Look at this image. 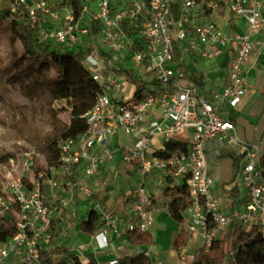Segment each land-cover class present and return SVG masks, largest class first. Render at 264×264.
Returning a JSON list of instances; mask_svg holds the SVG:
<instances>
[{
    "label": "built area",
    "instance_id": "1",
    "mask_svg": "<svg viewBox=\"0 0 264 264\" xmlns=\"http://www.w3.org/2000/svg\"><path fill=\"white\" fill-rule=\"evenodd\" d=\"M9 11L25 21L37 43L83 51V66L98 91L82 115L85 130L59 141L54 163L46 161L40 146L19 138L15 151L0 161V219H15L14 234L0 242V264L8 258L53 264L40 258L52 239L50 200L59 201L65 185L92 200L107 185L104 169L118 155L137 173L127 231L145 233L154 222L146 175L160 170L186 186L185 230L201 238L203 253L233 223L254 225L264 238V138L240 139L229 116L247 90L250 55L264 50V38L255 37L264 30V0H11ZM222 11L244 29L226 30L214 18ZM226 54L227 64L214 68L224 73L219 89L204 90L192 81L187 56L218 65ZM60 101L70 112L66 99L52 106L61 108ZM120 133L129 138L127 144H114ZM168 139L185 142L186 148L168 155ZM223 147L241 157L242 209L226 211L214 191L208 162ZM38 162L43 167L36 169ZM62 173L74 180L62 182ZM94 210L102 223L94 235L97 247H106L119 222L99 203Z\"/></svg>",
    "mask_w": 264,
    "mask_h": 264
},
{
    "label": "trees",
    "instance_id": "2",
    "mask_svg": "<svg viewBox=\"0 0 264 264\" xmlns=\"http://www.w3.org/2000/svg\"><path fill=\"white\" fill-rule=\"evenodd\" d=\"M1 22L9 26L11 44L19 42L23 50L21 57L18 58L19 61H14L13 64L19 67L25 62L27 67L23 71L10 67L9 72L0 77V108L9 121L5 127L16 137L26 138L28 142L40 146L46 161L54 163L58 157L59 141L67 137H76L85 130L86 123L82 115L92 107L98 87L83 66V51H67L37 43L25 21L13 18L9 8L0 12ZM126 23L127 21L124 20L125 28H127ZM127 32L131 34V31ZM175 52V60H178L180 54L177 49ZM190 77L194 83L202 84L201 75L197 77L191 72ZM60 99H66L70 103L71 110L67 121H63L59 116L61 110H53L50 107L54 100ZM46 126L51 127L49 133L44 130ZM164 145L168 155L176 152L177 149L186 148L185 142L171 139L165 140ZM9 154L3 156L4 159ZM230 156L234 171L231 181H234L235 176L239 174L241 157L232 152ZM260 162L264 165V153ZM59 178L62 182L74 180V177L64 173ZM223 193L228 197L236 198L239 189L234 184L223 187ZM162 194L168 198L165 203L168 215L180 226L172 240V248L180 251L189 238L182 225L183 212L190 205L188 191L184 184L175 183L169 174H165ZM105 199L106 195L100 201L104 202ZM14 222L15 219H0V242H4L14 234ZM51 223L53 224L54 221L51 220ZM78 224L82 232L88 235L95 234L102 227L99 215L94 209H90L87 218L78 221ZM127 233L130 241L135 245L151 243L148 232L135 234L127 231ZM202 251L203 249L199 248L192 264H264V238L254 225L246 228L240 224H230L221 229L216 244L207 253ZM49 255V251L43 250L40 258L46 259ZM117 261V264H151L144 251L134 255H123ZM72 264H97V261L93 253L85 251L82 260L77 255H73Z\"/></svg>",
    "mask_w": 264,
    "mask_h": 264
},
{
    "label": "crops",
    "instance_id": "3",
    "mask_svg": "<svg viewBox=\"0 0 264 264\" xmlns=\"http://www.w3.org/2000/svg\"><path fill=\"white\" fill-rule=\"evenodd\" d=\"M214 18L217 20V22L222 25L226 30H243L244 25L241 22L234 21L229 14L226 11H222L214 16ZM224 21L226 24H224ZM255 37L264 38V30L260 33L256 34ZM195 56L189 57L193 58ZM229 59V55L226 54L220 61L219 66L223 67L227 64V61ZM185 66L187 69V72H192L197 77L201 75L203 78L200 82L202 84L200 85L204 90H210V89H219L221 85L223 84L224 79V73L220 70L221 68L214 69L215 67H209V69L205 72H202L203 66L200 67V69H195L193 66H190L186 63ZM261 67V73L264 74V50L260 52H253L246 65V73L247 76L249 73H257L259 68ZM214 71V72H213ZM264 78V76H263ZM206 81V82H205ZM262 85L264 86V80ZM249 84L247 87V90L245 94L243 95L241 101L239 104L233 109L235 110L238 108V111L243 112L247 111V109L250 108L253 101L255 100V94L248 93L249 92ZM230 118L234 123L233 116L231 115L230 111ZM264 138V134L260 137ZM259 139V140H260ZM159 141V138L155 140L157 143ZM129 142V138L123 134L120 133L114 138V144L116 145H125ZM115 173L116 182L120 183V190H116L115 197L112 199L111 202H113L114 205V211L113 216L118 220V229L116 232H110L107 235L108 241L107 246L99 248L97 247V242L95 239V234L88 235L82 232V230L79 227L78 221H83L87 218L88 212L90 209H94V201H91L90 199H87L82 195V193L78 189L71 188L69 185L64 186V190H62L59 194V201H55L52 203L50 200V206H51V214L52 219H65L66 223H68V230L72 231V234L77 239V242L79 243V248H83L81 254H77V256L82 260L83 259V253L86 251L88 253H93L94 257L96 258L97 263H107L109 260L114 258H120L123 255H134L139 251H144V254L149 257L151 260V264H155L153 258L150 256L149 249L152 248L153 243L156 242L157 237L153 234V226H160V227H167L168 225H171L173 228L172 234H171V243L169 252L167 253V257L169 262L171 264H192V261L194 259L195 254L199 250L201 246V238L198 235H189L188 241L190 237L195 238L197 242L196 250L195 252L190 255L187 253L186 247L187 244L180 249V251H175L172 248V240L174 236L177 234L179 230V224L174 221L167 213L166 209V201L168 200L167 197L163 196L162 194V188L164 186V178L165 174L163 171L157 170L152 173H149L146 175V187L147 189L152 193L153 195V206H154V222L152 223L149 231H147L151 236V243L146 245H135L132 243L129 239V235L127 233V230L125 228V221L128 217V205H129V198L130 195L135 187L136 179H137V173L135 169H133L130 166H126L121 163V160L119 158V155L104 169V175ZM213 177V176H212ZM133 182V184H132ZM175 183H179L178 181L174 180ZM108 184V183H107ZM213 185H214V191L220 196V200L222 203V208H224L226 211H230L232 209H242L243 203L241 196L238 193V196L236 198L228 197L225 193H223V185H218V183H215V179L213 177ZM229 187V186H226ZM239 189V185H237ZM107 185L103 189V191L106 189V193L111 195L114 194L113 189L108 188ZM220 189V190H219ZM240 190V189H239ZM219 191V192H218ZM99 195V194H97ZM114 196V195H113ZM94 197V196H93ZM96 197V195H95ZM100 197V196H99ZM92 199V198H91ZM94 199V198H93ZM102 202V201H101ZM102 206L105 207L108 206L110 203L109 200L106 199L104 202H102ZM187 213L186 211L183 212V227L185 228V222H186ZM59 222V221H58ZM97 232V231H96ZM95 232V233H96ZM187 241V242H188ZM181 251L183 252V259L180 258ZM80 253V252H79ZM81 255V256H80ZM12 259V258H8ZM8 259H5L1 264H7Z\"/></svg>",
    "mask_w": 264,
    "mask_h": 264
},
{
    "label": "rangeland",
    "instance_id": "4",
    "mask_svg": "<svg viewBox=\"0 0 264 264\" xmlns=\"http://www.w3.org/2000/svg\"><path fill=\"white\" fill-rule=\"evenodd\" d=\"M11 0H0V12L4 9L9 8ZM224 24L226 22L224 21ZM22 47L19 42L11 44L9 40V26L8 24L1 22L0 23V77H3L9 72L10 67L14 69H20L21 71L26 69V63L18 67V65H14V61H19V57L22 55ZM186 63L190 66H193L195 69H200L203 66L204 69H209V67H220L214 61H203L199 57L189 58L187 56ZM214 72V71H213ZM261 73V67L257 71V73H249L247 76V82L249 84V94H255V100L247 111L240 112L238 108L231 111V115L234 119L236 134L238 137L244 141L249 143H256L259 141L262 134H264V86L263 76ZM206 82V81H205ZM65 102L60 101L57 103L58 106L64 105ZM51 109L53 110H61L59 116L63 121L68 120L69 112L63 106L61 108H54L52 103L50 104ZM5 112L0 108V161L4 159L3 156L7 154H11L15 151L14 140L18 139L15 134L8 130L5 125L8 124V120L5 117ZM4 124V125H3ZM45 132H50L51 127L46 126L44 128ZM28 141L26 138H19ZM227 148L223 147L219 150V153L215 156H211L209 159V173L214 177L215 183L218 185H223V187L231 186V185H240L241 179L239 174L235 176L234 181H231L234 177V171L231 161V156ZM158 154V153H157ZM219 164L216 165L215 162ZM43 167V164L37 163L36 169ZM104 178L107 180V187L113 189L114 194H107L106 189L101 191L99 195L96 197H92L91 201L94 203H99L102 205L103 203L100 199L107 195V200L110 201L111 204L106 205L104 209L106 211H111L115 214L114 205L112 199L115 197L116 190H120V183L116 182L115 173L106 174ZM232 182V184H230ZM133 184V182H132ZM107 188V189H108ZM220 190V189H219ZM219 192V191H218ZM114 195V196H113ZM100 196V197H99ZM94 198V199H93ZM54 223L51 226V236L52 239L50 243L47 245V251L50 252L49 258L51 263L53 264H72L73 255L81 254L83 248H79V243L77 239L72 234V231L68 230V223H66L65 219H60L59 222L57 219H51ZM153 234L157 237L155 243H153L152 248L149 249L150 256L153 258L155 264H171L169 262L167 253L170 248L171 234L173 228L171 225L165 227L153 226ZM197 242L195 238L190 237L187 242V253L192 255L196 250ZM82 249V250H81ZM80 252V253H79ZM81 256V255H80ZM7 264H18L15 259H8ZM229 264V263H228Z\"/></svg>",
    "mask_w": 264,
    "mask_h": 264
},
{
    "label": "water",
    "instance_id": "5",
    "mask_svg": "<svg viewBox=\"0 0 264 264\" xmlns=\"http://www.w3.org/2000/svg\"><path fill=\"white\" fill-rule=\"evenodd\" d=\"M169 122V121H168Z\"/></svg>",
    "mask_w": 264,
    "mask_h": 264
}]
</instances>
